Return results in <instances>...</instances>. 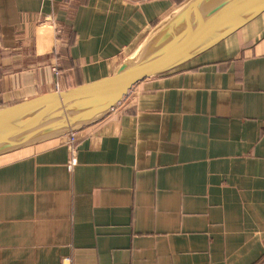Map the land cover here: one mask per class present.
Listing matches in <instances>:
<instances>
[{
	"label": "crops",
	"instance_id": "obj_1",
	"mask_svg": "<svg viewBox=\"0 0 264 264\" xmlns=\"http://www.w3.org/2000/svg\"><path fill=\"white\" fill-rule=\"evenodd\" d=\"M184 1L0 0V106L112 75ZM66 139L0 156V264H264V13L78 131L72 170Z\"/></svg>",
	"mask_w": 264,
	"mask_h": 264
},
{
	"label": "water",
	"instance_id": "obj_2",
	"mask_svg": "<svg viewBox=\"0 0 264 264\" xmlns=\"http://www.w3.org/2000/svg\"><path fill=\"white\" fill-rule=\"evenodd\" d=\"M263 13L264 0L185 1L112 75L0 106V156L98 123L134 86L185 65Z\"/></svg>",
	"mask_w": 264,
	"mask_h": 264
},
{
	"label": "built area",
	"instance_id": "obj_3",
	"mask_svg": "<svg viewBox=\"0 0 264 264\" xmlns=\"http://www.w3.org/2000/svg\"><path fill=\"white\" fill-rule=\"evenodd\" d=\"M53 71L58 74V69L57 67H54L53 68ZM76 135H77V132H73L69 135H67V139L65 140V142L69 145L72 146V149H73V152H72V157L71 159L69 160L68 162V169L69 170H72L74 168V166L76 165V157H75V141H76Z\"/></svg>",
	"mask_w": 264,
	"mask_h": 264
},
{
	"label": "rangeland",
	"instance_id": "obj_4",
	"mask_svg": "<svg viewBox=\"0 0 264 264\" xmlns=\"http://www.w3.org/2000/svg\"><path fill=\"white\" fill-rule=\"evenodd\" d=\"M187 1V0H186ZM185 2V1H184Z\"/></svg>",
	"mask_w": 264,
	"mask_h": 264
}]
</instances>
